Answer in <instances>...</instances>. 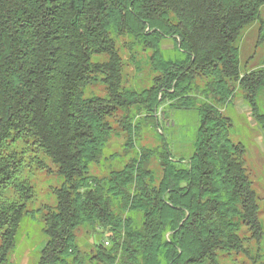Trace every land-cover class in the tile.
<instances>
[{
	"label": "trees",
	"instance_id": "16d2710c",
	"mask_svg": "<svg viewBox=\"0 0 264 264\" xmlns=\"http://www.w3.org/2000/svg\"><path fill=\"white\" fill-rule=\"evenodd\" d=\"M263 9L264 0H0V264H14L22 222L37 212L30 171L52 167L63 184L42 216L35 264H223L260 243V197L227 110L241 97L264 129V56L243 67L240 48L256 24L264 45ZM144 59L148 85L129 82ZM162 109L198 112L189 157L176 159L163 138L138 145L145 122L160 129ZM116 123L124 156L110 153ZM128 155L121 169L103 168ZM80 233L97 238L92 254Z\"/></svg>",
	"mask_w": 264,
	"mask_h": 264
},
{
	"label": "rangeland",
	"instance_id": "374dc122",
	"mask_svg": "<svg viewBox=\"0 0 264 264\" xmlns=\"http://www.w3.org/2000/svg\"><path fill=\"white\" fill-rule=\"evenodd\" d=\"M262 16L264 18V9L262 10ZM258 41L259 25L256 24L244 32L240 41L243 67L255 69L262 63L264 45L259 44L257 46ZM169 43V40L164 42V45L167 46L166 49L172 48V44ZM142 69L141 73H135L134 69L127 70L129 82L135 77L134 81L136 80L147 86L151 76L149 67L146 66V59L143 60ZM134 81L133 83H135ZM95 93L104 95V88L98 86L95 89ZM259 107L264 115V94L259 99ZM163 113L164 109L158 115L159 128L161 130L155 127L148 128L150 122L143 124L144 127L142 126L143 129L138 135V145L154 148L160 144V139L163 138L176 159L189 157L194 152L193 145L200 125L198 112L195 110H167L165 118ZM227 113L233 120L234 125L231 139L234 143H242L247 149L248 167L251 170L254 188L260 197V218L264 227V129L257 123L252 115L250 106L241 97H237L234 100L233 106L227 110ZM114 126L119 135L111 140L110 153L112 155L118 153L120 156H124L125 152L122 148L126 143V133L122 131L118 123ZM128 159L129 155L116 158V160L105 162L103 168L112 166L114 169H121ZM156 166L158 167L157 164ZM94 170L99 175L108 173V168L105 170L101 166L96 167ZM57 172V168L54 167L49 171H30L29 178L36 191V199L30 205V210H36L37 212L29 214L22 222L20 240L12 258L14 264H35L46 246L47 237L43 232L44 223L42 216L47 212L46 207H55L57 204L54 190L60 188L63 184V180L58 176ZM79 238L82 253L84 255L87 253L92 254L97 238L88 237L85 233H80ZM105 240L108 239L105 238ZM248 247L249 251L247 254L240 253L231 258H226L223 260V264H264V238L260 243L255 240L250 241Z\"/></svg>",
	"mask_w": 264,
	"mask_h": 264
},
{
	"label": "built area",
	"instance_id": "2783aa9c",
	"mask_svg": "<svg viewBox=\"0 0 264 264\" xmlns=\"http://www.w3.org/2000/svg\"><path fill=\"white\" fill-rule=\"evenodd\" d=\"M106 246H109V242H106Z\"/></svg>",
	"mask_w": 264,
	"mask_h": 264
},
{
	"label": "crops",
	"instance_id": "0c3cea01",
	"mask_svg": "<svg viewBox=\"0 0 264 264\" xmlns=\"http://www.w3.org/2000/svg\"><path fill=\"white\" fill-rule=\"evenodd\" d=\"M19 240H20V237H19ZM22 256V255H21ZM22 258H23V256H22ZM23 261H24V258H23ZM22 263V262H21Z\"/></svg>",
	"mask_w": 264,
	"mask_h": 264
}]
</instances>
